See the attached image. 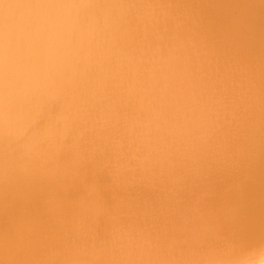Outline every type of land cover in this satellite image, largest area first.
I'll return each mask as SVG.
<instances>
[{
	"label": "bare ground",
	"instance_id": "bare-ground-1",
	"mask_svg": "<svg viewBox=\"0 0 264 264\" xmlns=\"http://www.w3.org/2000/svg\"><path fill=\"white\" fill-rule=\"evenodd\" d=\"M0 264H264V0H0Z\"/></svg>",
	"mask_w": 264,
	"mask_h": 264
}]
</instances>
